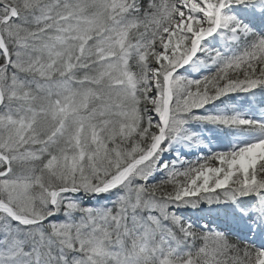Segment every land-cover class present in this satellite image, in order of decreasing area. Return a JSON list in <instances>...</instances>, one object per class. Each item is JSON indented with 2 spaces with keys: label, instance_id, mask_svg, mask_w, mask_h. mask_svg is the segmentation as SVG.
Listing matches in <instances>:
<instances>
[{
  "label": "snow or ice",
  "instance_id": "obj_1",
  "mask_svg": "<svg viewBox=\"0 0 264 264\" xmlns=\"http://www.w3.org/2000/svg\"><path fill=\"white\" fill-rule=\"evenodd\" d=\"M0 264H264V0H0Z\"/></svg>",
  "mask_w": 264,
  "mask_h": 264
}]
</instances>
